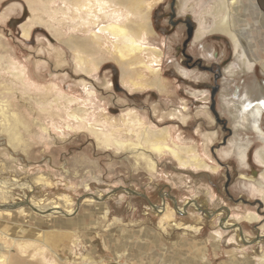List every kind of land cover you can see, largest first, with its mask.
<instances>
[{
	"label": "rangeland",
	"instance_id": "374dc122",
	"mask_svg": "<svg viewBox=\"0 0 264 264\" xmlns=\"http://www.w3.org/2000/svg\"><path fill=\"white\" fill-rule=\"evenodd\" d=\"M131 1H108L121 12L117 19L146 39L139 56L121 59L118 40L98 29L106 23L99 12L100 22L82 31L86 22L70 11L77 1L0 0V100L20 120L6 123L17 133L14 143L0 122V174L10 182L26 180L35 199L74 206L68 215H44L20 199L17 188L14 195L0 194V203L17 200L22 209L0 213V264H264V196L241 186L256 181L262 165L251 153L264 144L245 130L247 166L224 153L233 135L219 108L224 68L234 61L230 38L220 32L197 38L194 13H179L177 0ZM256 2L260 12L242 16L241 28L256 64L249 77L262 82L264 0ZM187 16L194 23L190 37ZM71 42L82 44L74 50ZM236 77L232 93L248 79ZM67 100L76 114L93 109L108 125L129 115L144 124L137 135L124 131L126 145L105 143L65 112ZM261 122L264 131V112ZM146 132L178 156L147 149ZM191 156L201 162H187ZM189 201H207L212 211L185 205ZM163 203L166 211H155ZM229 208L231 219L224 213ZM248 212L254 220L246 219ZM164 213L169 217L161 218Z\"/></svg>",
	"mask_w": 264,
	"mask_h": 264
},
{
	"label": "bare ground",
	"instance_id": "6f19581e",
	"mask_svg": "<svg viewBox=\"0 0 264 264\" xmlns=\"http://www.w3.org/2000/svg\"><path fill=\"white\" fill-rule=\"evenodd\" d=\"M71 1H77V5H74L75 7L73 8L71 7L70 9L71 13L73 15L80 16L81 19L83 18L84 20L83 23L86 22L84 27H82V31L85 29L91 30L92 26H94L92 24H95L96 22H100V21H97L98 17L106 20V23L99 26L98 29L100 31H104L106 34L111 35V37L113 36L114 38L118 40L119 45H115V52L119 55L121 59L123 58L126 59L131 56L133 57L135 55H138L136 54L137 51L141 52V50L144 48L143 41H146L145 37L140 36L141 34L137 33L136 30L129 29L128 25H126V23L123 22L124 20L119 21L117 18H119L118 16L121 15V12L116 9H111V7H109L108 5V1H110L114 3V5L122 4L123 6H128L130 5L129 2L131 0H120V2H118V0H104V1L103 0H93L94 4H98V8H93V9L92 7L88 5L92 3V0H81L80 1L81 3H78L79 0H71ZM70 5H73V4H70ZM135 6L136 5L134 4V7ZM176 6H177V11L179 13H183L189 10L192 13H194V18L197 21L196 30H194L195 31L194 33L196 34L195 36L197 38L202 37L204 34L220 32L224 34L225 36H228L231 40L230 42H232L233 51H234L233 53L234 61H232V63L230 62L227 66L225 65V68L223 67L224 74L227 76H225L223 80L225 83L223 84V87L222 86L221 87L224 88V90L220 91L221 95H220V100H219L220 101L219 108H221L220 111L228 115L227 119L231 125V132L233 134L232 137L229 139L230 141L228 142L230 144V147L228 150L224 151V153L225 155H229L230 153L235 154L238 157L239 164L247 166V159H246L247 154L246 153H247L248 147H250L249 145L250 143L248 140L249 139L248 136L243 137L242 133L245 130H252L255 132L256 137L259 138L264 144V131L262 129V122H261L262 114L264 112V81L259 82L258 80H256L255 77H252V78L249 77L253 75L254 65L256 64L251 59V57L248 55L249 48L247 47V43H246L247 38H245V36L242 34L243 32L241 28L242 25L245 26V24L242 23L243 20L241 18L242 16L247 14V12H250V15H251L252 10L259 11L260 5L256 2V0H177ZM195 6H198V8L195 9ZM136 7L138 9L140 8L139 5ZM96 11L99 12L101 16L96 17L95 16V14H97ZM263 18H264V15H263ZM138 27H139L138 29L144 28L143 24ZM94 36H96V38H99V35L98 36L94 35ZM194 39L196 38L194 37ZM81 44L82 43H78V45H81ZM71 45L72 46L75 45L76 48L74 47L75 48L74 50H77V46H78L77 44H75L74 42H71ZM145 51H148L147 47L145 48ZM150 53L152 54V57L154 60L157 59L155 55L158 57V54H156L154 51ZM141 54L144 55V52H142ZM152 57H150V59ZM153 59H152V62H153ZM79 61H81V59ZM137 63H140L141 65L148 67V65L143 60L137 61ZM153 63H156V62H153ZM183 73H185V71ZM241 73L246 74L247 76L246 78L248 79H245L247 81L246 82L244 81L245 83L243 85L242 91H240V88H238L237 86L236 92L232 93L233 92L232 84H230V81H234L235 78H238L236 76H239ZM199 93H202V90L201 92L199 91ZM51 98L53 99V96ZM58 100L59 99L55 98L54 101H58ZM71 101L67 100V102L64 104L66 106L65 112L70 117L72 116L73 119L79 120V122L84 123L87 126V128L90 129L91 131H95V133L98 134L101 140L105 143H110L112 141L116 145L118 144L126 145L127 142L124 143V141H122V137L125 136L123 134L124 131H127L129 134L133 133L137 135L140 129L143 127L144 120L141 119L139 116L134 117V116L129 115L126 117H122L120 120V123L114 122V120H112L113 122L110 123V125H108L103 120V116L100 113H97V111H92L93 109H91L92 111L91 112L90 110H88V108H84L83 114L81 115L76 114L77 112H75L73 109H70L69 108L70 106L68 107V103ZM202 112H204L210 118V114L208 113L209 111L207 107L203 108ZM18 119L19 118H17V116L13 115V112L11 111V108L9 107L8 103H6L3 100H0V122L3 124L4 130L8 134L9 143L10 142L14 143L15 141H17L16 140L17 138L15 136L17 133L15 130L11 129V127H9L6 123L8 121L11 122L13 120L16 121ZM40 125L44 129H46V126H44V124L40 123ZM97 126L101 128L98 129ZM148 130L150 132L152 131L150 128ZM216 131L217 130H215L214 132H212V134H210V136H208L207 138L208 141L212 140V138L216 135ZM127 136L128 135L126 134V139H127ZM143 136H145V142L148 144L147 149L149 150L151 149L155 152V151H160L163 148H166L168 151L178 156V153H176V151L173 148H170L159 142L158 140L159 138L157 134H153V133L149 134L146 132V134L144 133ZM130 144L131 145L129 146L136 147L139 143L137 142V143H130ZM148 156H149L148 158H149L150 163H153V160L151 159L150 155ZM253 159L258 164L262 165V169L258 173V177L255 182L251 179L249 181L244 180L242 181L241 186L246 188L249 191V194L264 196V147L263 146H259L258 148L255 149L254 154H253ZM189 161H193V162L198 161L199 163L201 162V160H199L195 156L188 157L187 162ZM22 184L23 186L24 184H26L27 187L22 188L23 187ZM16 188L21 193L20 199L26 200V203H28V205L31 206L35 212L43 213L44 215H49V214H54V213L68 215L74 209V206H71L70 201H68V204L64 205L65 206L64 208H61L57 201L56 202L46 201V200L44 201V198L35 199V196L33 194H27V192L30 193L31 190H34V189H32V186L26 180L23 182L21 181L10 182L4 179L2 174H0V194H10V195L13 194L14 195V192H15L14 189ZM96 197L99 198L98 195ZM83 200L92 201L93 199L92 197H85L83 198ZM18 204H19V201L17 202V200L16 201L14 200L13 202L9 204L0 203V205L3 206V207H0V213L5 215L8 213L12 214L13 212H21L19 210H22V209L19 207ZM190 204L191 203L189 201V202H186L185 205L189 206ZM191 205L195 209L201 208L205 213H209L210 211H212V210L209 211L207 201L206 203H202L201 205L196 204V203H192ZM177 208L178 210L184 209L182 205H180ZM166 209H167L166 204L163 203L162 207H160V209L159 207L155 208V211L165 212ZM247 215H248L247 218L250 220L255 219L256 217L252 212H248ZM160 217L167 218L169 217V215L167 213H164ZM226 224H230L228 219L222 222L221 226L226 227L225 226ZM261 259H262L261 261H264V254L262 255Z\"/></svg>",
	"mask_w": 264,
	"mask_h": 264
},
{
	"label": "flooded vegetation",
	"instance_id": "af4514ba",
	"mask_svg": "<svg viewBox=\"0 0 264 264\" xmlns=\"http://www.w3.org/2000/svg\"><path fill=\"white\" fill-rule=\"evenodd\" d=\"M188 19H190L189 16H187L186 24H187V36L190 37L192 35L194 23L192 21H189Z\"/></svg>",
	"mask_w": 264,
	"mask_h": 264
},
{
	"label": "crops",
	"instance_id": "0c3cea01",
	"mask_svg": "<svg viewBox=\"0 0 264 264\" xmlns=\"http://www.w3.org/2000/svg\"><path fill=\"white\" fill-rule=\"evenodd\" d=\"M248 155H249V153L247 154V157H248ZM251 155L253 156V153H251ZM234 156H235V155H234ZM252 159H253V158H252ZM236 160H237V159H236ZM247 163H248V160H247ZM255 163L257 164L256 161H255ZM252 171L255 172V173H258V172H259V171L253 170V169H252ZM260 171H261V170H260ZM224 213H227V215L230 214L229 218L232 217V215H231V211H230V208H229L228 211L226 210V212H224ZM220 216H221V215H220ZM230 219H231V218H230ZM246 219H247L248 221H252V220H254V219L249 220V219L247 218V216H246ZM222 227H224V226H222ZM236 227H238V226H236Z\"/></svg>",
	"mask_w": 264,
	"mask_h": 264
},
{
	"label": "water",
	"instance_id": "95a60500",
	"mask_svg": "<svg viewBox=\"0 0 264 264\" xmlns=\"http://www.w3.org/2000/svg\"><path fill=\"white\" fill-rule=\"evenodd\" d=\"M128 191L132 192V190H128ZM141 195H142V194H141ZM142 196H143V195H142ZM149 203H150V202H149ZM150 204H151V205H154V204H152V203H150ZM258 237H259V239L262 238V236H260V235H259Z\"/></svg>",
	"mask_w": 264,
	"mask_h": 264
}]
</instances>
